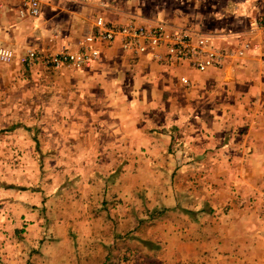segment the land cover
I'll list each match as a JSON object with an SVG mask.
<instances>
[{
    "label": "rangeland",
    "instance_id": "374dc122",
    "mask_svg": "<svg viewBox=\"0 0 264 264\" xmlns=\"http://www.w3.org/2000/svg\"><path fill=\"white\" fill-rule=\"evenodd\" d=\"M182 1L136 5L199 10L189 1L178 7ZM199 1L204 23L221 24L234 12L225 0ZM165 16L156 19L174 24ZM25 49L0 62V264H264V201L241 204L235 177L214 174L223 156L189 151L181 131L169 135L165 157H143L141 148L136 157L114 156L105 151L112 129L103 125L104 103L128 96L88 93L73 78L76 68L53 66L40 53L31 63ZM135 96L129 103L157 106L161 123H171L180 102L168 94Z\"/></svg>",
    "mask_w": 264,
    "mask_h": 264
},
{
    "label": "crops",
    "instance_id": "0c3cea01",
    "mask_svg": "<svg viewBox=\"0 0 264 264\" xmlns=\"http://www.w3.org/2000/svg\"><path fill=\"white\" fill-rule=\"evenodd\" d=\"M22 1L0 0V44L13 48L16 59L25 48L42 56L61 48H75L94 31L99 16L114 24L132 20L152 24L163 13L177 26L185 25L210 35L214 45L237 50L243 42H250V50L231 57L223 68L202 72L188 62L161 63L147 54L135 56L122 48L119 39L98 41V59L91 68H73L76 71L72 75L88 93L110 96L115 101L128 96V104L104 103L103 119L107 122L103 125L112 129V149L105 151L114 156L126 152L127 157L133 152L136 157L141 148L143 157L155 152L165 157V147L173 138L169 135L181 131L182 142L191 147L189 151L207 158L213 156L215 160L223 156L222 162H214V174L222 170L224 175L235 177L231 183L237 185L242 205L251 206L248 200L252 197L254 205L264 201V27L250 25L252 18L264 21V0H223L225 10H234L224 17L223 24L206 19L204 23L201 19L207 10L199 0H187L186 4L183 0L184 5L178 6L184 8L189 1L195 9L200 4L199 10L160 12L137 10L136 0H39L41 13L37 17L20 16ZM62 70L66 68L56 71ZM183 76L190 79L191 86L183 85ZM127 81H131L128 86ZM138 94H168L179 100L173 108L175 117L171 123L157 120V106L145 102L132 106L129 99H136Z\"/></svg>",
    "mask_w": 264,
    "mask_h": 264
},
{
    "label": "built area",
    "instance_id": "2783aa9c",
    "mask_svg": "<svg viewBox=\"0 0 264 264\" xmlns=\"http://www.w3.org/2000/svg\"><path fill=\"white\" fill-rule=\"evenodd\" d=\"M40 13L39 0H27L19 9L21 17H37ZM251 25L260 27L261 23L257 19H252ZM118 39L122 48L134 55L147 54L152 60L161 63L188 62L190 66L202 72L211 68H223L231 57L242 55L252 47L250 42H243L238 50L217 46L210 35L165 20H158L152 24L137 23L134 20L127 24H114L99 16L96 18L94 31L84 38L79 49L65 48L50 55L48 62L56 67L65 64L76 69L89 67L100 55L96 42H113ZM25 57L32 63L40 59V54L29 49ZM15 59V50L0 44V62L9 63ZM181 79L185 84H190V79L186 76Z\"/></svg>",
    "mask_w": 264,
    "mask_h": 264
}]
</instances>
